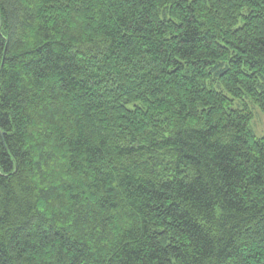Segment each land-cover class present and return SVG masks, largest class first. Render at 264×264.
<instances>
[{"label": "trees", "instance_id": "1", "mask_svg": "<svg viewBox=\"0 0 264 264\" xmlns=\"http://www.w3.org/2000/svg\"><path fill=\"white\" fill-rule=\"evenodd\" d=\"M252 104L264 0H0V264H264Z\"/></svg>", "mask_w": 264, "mask_h": 264}, {"label": "rangeland", "instance_id": "2", "mask_svg": "<svg viewBox=\"0 0 264 264\" xmlns=\"http://www.w3.org/2000/svg\"><path fill=\"white\" fill-rule=\"evenodd\" d=\"M235 107H238V104L236 103L234 105ZM252 110L254 112V117L251 121V126L254 129L256 135L258 137L264 136V111H262L258 106L251 105Z\"/></svg>", "mask_w": 264, "mask_h": 264}]
</instances>
